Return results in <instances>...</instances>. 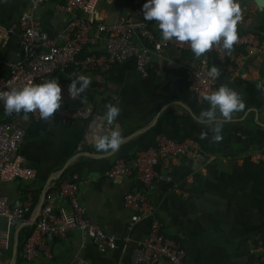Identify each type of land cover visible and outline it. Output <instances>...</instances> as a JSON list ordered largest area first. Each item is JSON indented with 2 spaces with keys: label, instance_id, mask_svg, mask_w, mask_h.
<instances>
[{
  "label": "crops",
  "instance_id": "obj_1",
  "mask_svg": "<svg viewBox=\"0 0 264 264\" xmlns=\"http://www.w3.org/2000/svg\"><path fill=\"white\" fill-rule=\"evenodd\" d=\"M65 0H49L36 12L42 31L58 35L70 16L57 9ZM145 0H101L98 15L106 23L121 16L144 21ZM243 19L240 32L264 34V10L253 2L240 0ZM29 0H0V24L16 23ZM94 33V32H93ZM142 43V42H141ZM90 52L105 51L104 38L90 46ZM86 53V52H85ZM84 53V54H85ZM83 54V55H84ZM0 55L14 61L21 56L19 34L11 35L0 48ZM198 59L190 52L167 50L153 57L149 77L143 79L134 62L114 67L107 74L84 72L70 66L64 73L55 72L62 88V105L70 111L93 105L102 117L111 103L122 109L113 125L104 121V131L117 125L124 137L120 149L103 153L95 148L98 128L87 139L89 126L83 122L63 124L55 117L50 122L23 118L14 121L24 130L20 153L24 166L37 173L33 184H1L0 195L12 203L28 195L33 199L34 213L45 187L49 189L72 174L79 176V200L88 219L107 234L130 238L129 244L115 251L99 253L93 244L77 231L48 241L52 258L18 261L20 234L34 217L9 226L0 219V241L8 229L9 249H0V264H133L132 251L149 234V222L132 223V212L124 207L129 191L141 190L134 177L112 181L107 173L121 159L134 160L138 153L155 146L158 135L174 142L194 140L197 149L189 158L160 163L158 183L149 195L154 202L164 234L179 243L185 251V264H264L257 256L264 251V91L256 85L264 82V56H254L237 74H227L221 85L240 92L245 100L243 111L234 114L222 127V140L213 142L211 127L200 120V113L210 107L199 103L188 90L184 72ZM80 74L92 78L84 93L72 99L68 92L71 79ZM7 69L0 67V78ZM79 86V85H78ZM87 103H82L84 98ZM207 138L202 139L201 133ZM246 136L242 140L238 134ZM258 149V159L247 155ZM19 239L18 254L14 249Z\"/></svg>",
  "mask_w": 264,
  "mask_h": 264
},
{
  "label": "built area",
  "instance_id": "obj_2",
  "mask_svg": "<svg viewBox=\"0 0 264 264\" xmlns=\"http://www.w3.org/2000/svg\"><path fill=\"white\" fill-rule=\"evenodd\" d=\"M48 1L29 0L28 7L21 12L16 23L8 26L0 24V48L11 35L17 33L21 51L19 59L14 61L0 55V67L7 69V75L0 78V92L22 88L29 83L46 82L52 74L64 73L70 66L84 72L107 74L118 65L134 62L138 74L147 79L153 57H160L167 50L179 54L191 51L186 43L163 40L155 20L139 21L131 16H121L114 22H104L98 15L101 0H65L64 5L57 6V9L70 18L58 35L50 37L41 30L36 20L37 10ZM238 36L230 54L214 48L201 56L195 66L185 69L187 88L199 103L207 102L203 99L205 94L218 90L223 76L237 74L254 56H264V34L247 32L238 33ZM103 38L104 53L90 52V46ZM213 66L221 72L217 79L207 75ZM15 115H7L4 103L0 101V185L16 182L30 185L37 181V173L24 166L20 153L24 130L14 121ZM29 116L35 121L50 122L41 119L38 111ZM55 117L66 125L86 123L89 126L87 139L93 129L104 123L93 105L74 111L61 105L53 119ZM238 136L246 139L242 133ZM196 149L193 139L178 143L158 135L154 147L141 151L132 161L119 159L107 173V178L112 181L134 177L141 186V190L129 191L123 198L124 207L132 212V223L148 221L150 225L148 236L133 248V264H185V251L164 234L149 191L154 190L158 183L157 168L160 163L192 157ZM260 154L258 149L247 152L253 159H258ZM32 201L28 195L12 203L7 196L0 195V219L6 220L10 227L25 222L28 215H35ZM73 231L89 240L99 253L115 251L121 244L126 247L130 242L128 236L122 239L107 234L88 219L79 200V176L72 174L67 181H60L48 190L45 202L37 213L34 230L24 243L21 257L27 262L50 260L52 253L48 241L63 238ZM10 237L8 229L0 241V249H9ZM257 258L264 262V251Z\"/></svg>",
  "mask_w": 264,
  "mask_h": 264
},
{
  "label": "clouds",
  "instance_id": "obj_3",
  "mask_svg": "<svg viewBox=\"0 0 264 264\" xmlns=\"http://www.w3.org/2000/svg\"><path fill=\"white\" fill-rule=\"evenodd\" d=\"M143 13L145 20L156 21L163 40L188 44L197 59L214 48L230 54L238 42L237 26L243 19L240 0H147ZM207 75L217 79L221 72L213 66ZM71 80L68 92L72 99L84 93L92 82L91 77L83 74ZM256 87L264 91V82ZM203 99L210 107L201 111L200 120L211 127L212 141L220 142L223 123L231 121L235 113L244 110L245 100L240 92L227 85L205 94ZM0 101H3L7 115H20L23 112V118L27 120L30 113L38 111L41 119L53 121L54 114L62 105V88L57 79L39 84L29 83L22 88L0 92ZM81 102L87 103V98ZM106 109L103 120L107 125H113L122 109L111 103L106 105ZM201 138L206 139L207 133L202 132ZM123 142L118 125L107 132L103 123L98 128L95 137L97 151H118Z\"/></svg>",
  "mask_w": 264,
  "mask_h": 264
},
{
  "label": "water",
  "instance_id": "obj_4",
  "mask_svg": "<svg viewBox=\"0 0 264 264\" xmlns=\"http://www.w3.org/2000/svg\"><path fill=\"white\" fill-rule=\"evenodd\" d=\"M248 1L253 2L256 5V7H258L260 10H262V11L264 10V0H248ZM52 182H53V180H50L48 182L47 186L45 187L44 191H43V194H42L39 206H38V211L42 208V206L45 202L46 195H47V192L49 190V186L51 185ZM36 219H37V213H35L34 217L28 222L27 225L28 226H34ZM18 245H19V239H17L16 245H15L14 259H15V257H17V254H18Z\"/></svg>",
  "mask_w": 264,
  "mask_h": 264
},
{
  "label": "trees",
  "instance_id": "obj_5",
  "mask_svg": "<svg viewBox=\"0 0 264 264\" xmlns=\"http://www.w3.org/2000/svg\"><path fill=\"white\" fill-rule=\"evenodd\" d=\"M238 33H243V32L238 31ZM33 230H34V226L27 227L20 234V246H19L18 261L20 260L19 259L20 258L19 256H21L24 243H25L26 239L32 234Z\"/></svg>",
  "mask_w": 264,
  "mask_h": 264
}]
</instances>
